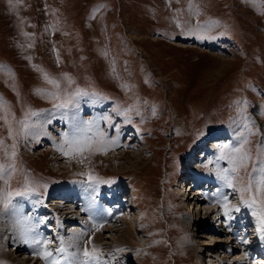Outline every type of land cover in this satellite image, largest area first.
<instances>
[{
    "label": "rangeland",
    "instance_id": "374dc122",
    "mask_svg": "<svg viewBox=\"0 0 264 264\" xmlns=\"http://www.w3.org/2000/svg\"><path fill=\"white\" fill-rule=\"evenodd\" d=\"M192 4V11L198 8L200 12L198 17L190 15L189 0H0V164L11 162L12 144H16V171L7 185L0 180V191L23 192L26 183L48 186L47 191L40 188L39 195L14 196V206L24 197L47 201L65 182L88 185L89 174L102 182L124 179L131 186L135 205L111 224L120 228L128 224L134 243H115L113 233L107 232L101 241L108 242L100 241L106 253L117 250L136 264H205V248L212 246L209 236L218 234L194 231L201 223L186 228L182 209L189 211L194 203L189 204L191 198L187 197L182 201L175 189L182 180L183 160L205 135L227 130L234 136L232 119L244 102L249 105L247 113L264 130V0L254 4L248 0H192ZM178 21L182 28L176 26ZM213 22L204 39L187 32L188 26ZM179 38L201 44L195 47ZM43 73L60 82L68 93L82 89L107 98L110 103L101 102L96 110L93 104L81 101L80 118L108 116L109 122L100 120V129L117 145L106 154L65 157L57 152L54 145L60 142L61 133L55 134L52 124H64L67 130L68 125L51 116L52 102L37 94L52 90ZM65 77L71 78L70 85ZM133 105L141 115L130 112L128 122L117 110ZM29 110L41 113L34 118L38 121L52 120L45 123L50 135L40 137L39 143L31 137L14 141L8 135L9 124L18 130V122ZM89 110L93 114L86 118L91 115ZM126 132L132 141L124 144ZM45 142L52 143L51 151L41 147ZM255 145L253 137V155ZM226 165L221 162L220 166ZM172 177L176 180L170 182ZM12 207L4 208L0 201V216ZM206 209L223 215L221 207L212 210L210 204ZM196 212L201 220L205 216L204 221L214 219L204 211ZM199 232L205 237L197 236ZM2 233L0 219V240ZM248 233L246 240H250ZM191 243L196 244V253ZM219 248L217 251L227 253ZM230 251L229 247L230 261L240 256L233 246ZM19 254L15 255L18 259ZM109 260L105 264L112 263Z\"/></svg>",
    "mask_w": 264,
    "mask_h": 264
},
{
    "label": "snow or ice",
    "instance_id": "6c2138e0",
    "mask_svg": "<svg viewBox=\"0 0 264 264\" xmlns=\"http://www.w3.org/2000/svg\"><path fill=\"white\" fill-rule=\"evenodd\" d=\"M249 3H255V0H248ZM11 3V0H10ZM195 6L192 4V0H189L190 15L198 17L200 12L198 8L195 11L192 9ZM264 14V13H261ZM215 22L210 25L197 24L195 27L188 26L187 32L190 35H196L199 39H204V32L214 26ZM178 28H182L183 25L178 21ZM54 27V26H53ZM27 35V33H25ZM32 47L31 44L28 45ZM55 51V49H53ZM107 55V53H105ZM31 59L30 57L28 58ZM59 63V57L57 58ZM0 70H3L0 66ZM40 71V69H37ZM43 79L47 84L52 86L51 91H38L37 94L47 98L52 102L51 116H58L63 122L68 125V130L61 133V139L58 144H55V150L61 153L65 157H72L82 155L83 153L100 152L107 153L111 150V146L117 145V141L110 137H107L106 133L100 129V120L109 122L108 116L99 117L91 120H81L80 118V106L81 101L95 105L96 100L93 98L95 94H89L82 89H75L73 92L68 93L66 90H62L61 83L49 77L47 73H43ZM68 84L72 83L71 78H64ZM87 98V99H85ZM238 104L240 102H237ZM6 107V106H4ZM249 105L244 102L243 106L239 108L237 117L232 119V124L235 126V132L233 136V143H225L219 146V152L213 160H209L203 166L208 168L209 164H214L215 168L212 169L216 172L218 179L222 182L224 188L232 189L234 192H239L240 205L251 210L252 216L256 218L257 230L264 237V130H261L252 119L251 115L247 113ZM118 114L123 115L126 121L131 122L130 112L135 111L137 116L141 113L135 105L124 109L122 112L119 110ZM153 116H155V110H153ZM41 113L29 110L25 118L18 122V130H13L9 124L8 135L15 139L17 137L33 138L39 143L40 137L50 135L45 128V123H52L51 119L46 122L38 121L34 118L39 117ZM143 122V120H141ZM5 123H9L5 117ZM110 126H112L110 124ZM253 137L256 138L255 155L251 148ZM2 143V142H0ZM7 155V153H6ZM16 156V144H12V151L10 154V163L7 165L0 164V180H3L5 185L12 178V174L16 171L15 166ZM221 162L227 164V167H221ZM250 169V170H249ZM88 188L95 191L97 185L102 183L91 174L87 176ZM47 185L29 186L26 183L23 192H3L0 191V201L3 202L4 208L13 206L14 196H32L39 195V189L43 188L47 191ZM216 197L215 202L223 209V215L231 220L232 212H239L240 207L232 206L228 199V195L223 191L218 190L214 193ZM40 203V201H37ZM19 213V208L16 209ZM111 215V213H109ZM21 229V235L27 237L33 229L28 225L27 220L24 217H20L17 221ZM96 230H99L102 225H94ZM86 233L74 234L68 237L67 241L61 240L60 247L56 249L58 254H63L64 260L68 264H105V261L100 255V250L93 248L89 251L87 248L83 251V259L80 258L77 252L69 253L68 249L78 245L81 238ZM27 242V240H25ZM32 243L42 245V248L36 255L40 259L45 260L48 264H61L59 259H52V252L48 251V244L50 241H40L33 238ZM90 243V241H89ZM241 243H247V240H242Z\"/></svg>",
    "mask_w": 264,
    "mask_h": 264
},
{
    "label": "bare ground",
    "instance_id": "6f19581e",
    "mask_svg": "<svg viewBox=\"0 0 264 264\" xmlns=\"http://www.w3.org/2000/svg\"><path fill=\"white\" fill-rule=\"evenodd\" d=\"M127 164H128L127 166L129 167L132 165L130 159L128 160ZM84 192H85V188L83 187L78 186L76 188V187L66 186L61 191L60 197L51 201V206L53 210H50L49 213L43 211L44 212L42 213L44 214L43 216H40L42 214L26 213L25 203L23 202H19L15 207L8 209L3 214H1L0 216L1 228L4 230V233H2L1 240H0V262L9 261V262H12L13 264H42L41 262H38V259L40 258L38 255H36V253L39 252V250L33 247L34 246V243H32L33 238L38 239L40 241H50V243H60L62 239L67 241L68 237L73 236L74 234H79L83 232V233H86V235H84L81 238V240L78 242L80 245L73 246L72 248L77 249L79 247H84V248H87L89 251L95 248V249L100 250L101 257L103 256L104 252L106 254V250L100 244V241L102 240V238L103 239L105 238L106 235L104 236V234H106L107 232L113 233L112 239H114L115 243L133 244L134 243V236L132 234L133 232L131 230V227L126 223L121 228L118 227L117 225H115L116 228H112V227H115L112 225V226H104L103 231L102 229L96 230V228L92 229L93 232L91 231L89 232V230L88 231L85 230L87 227L88 228L93 227L95 223L91 222V220H88V216L86 215L87 212L85 210H83L82 212V206L84 204V199H85L83 197ZM76 195L78 199L75 197ZM69 196H72L74 201L71 200L69 201V203H66L64 201L65 200L64 197H69ZM88 199L92 202L90 198ZM215 200L216 198L212 199V203H211L212 207L217 204ZM187 202H189V200ZM203 202H209V199L208 201L207 199H205L204 201H202V203ZM230 204L232 206H236V204H234L233 202H231ZM217 207H220L219 204H217ZM17 208H19L20 210L19 213H17L16 211ZM102 208L104 211H106L107 207L103 205ZM215 208L216 207H213L212 210H214ZM185 209H186V206H185ZM189 209L190 210L187 213L185 210V213H184L185 216L183 217V221L186 224L185 226L187 229H189V227L192 226V224L194 223H201V228L203 227V230L205 231L214 230L218 234V235L209 236L210 243H208V245L212 244V246L205 248L206 249V253L204 252L205 258L207 257L205 259V264H242L244 263L243 262L244 260H242L244 259V257H241V256H234V258L230 261V257L228 256L229 254L227 253H229L228 252L229 247L231 248V251H232V246H229L228 243H232V241H235L234 243L241 244L242 240H246L245 239L246 236L243 238L242 236L240 237L237 236L238 234H241L242 232L248 233L245 226H241L239 230L234 229L236 228V226L232 229L231 228L232 225H228L227 228H224L222 226L220 228H215V226L218 224L217 222L218 218L224 217L223 215L219 216L220 213L217 212L216 209H215L216 210L215 212L217 213L211 210L209 211L206 208L205 209L201 208V206H199L198 203H194L193 205L190 204ZM196 210L197 211L203 210L206 213V215L207 214H209V216L212 215L215 220L214 219L212 220V218H210L207 222H205L204 220L205 219L207 220L206 216L205 218H203L204 220L203 219L201 220V218L199 217L200 214L199 212H196ZM212 212L214 214H212ZM189 213H192V216H190ZM20 217H24L28 222L27 226L33 229L30 233H28L27 237H24L21 235V229L17 223ZM44 217H46L47 219L45 220ZM134 218L133 220H135ZM232 219H235V216H233ZM111 223L113 224L115 222L112 221ZM206 223L209 226L205 228ZM83 224L84 225L87 224V225L83 227ZM121 224H124V223H121ZM40 227L45 231V233L40 230ZM250 233H254V234H251L249 238L251 239V238L256 237L257 238L256 242L258 241V239L261 238V236L259 238V234L257 233L255 229L251 230ZM196 235L197 236L201 235V237H205V235L201 234V232L196 233ZM53 237H55L54 240H53ZM25 240H27V242H25ZM195 241L198 242V239ZM253 241H255V238L253 239ZM107 242L103 241L102 243H107ZM223 242L227 244L220 245ZM50 243L48 244V248L53 245ZM205 244L207 243H202V245H205ZM195 245H196L195 243H191L190 247L196 253L197 248ZM40 247L42 248V245H40ZM219 247H222V249L224 248L223 250L227 251V253L222 252V251H217V248ZM18 251L20 252L19 255L22 254V257H20L19 259L15 256L16 253H18ZM28 252L31 253V255H27Z\"/></svg>",
    "mask_w": 264,
    "mask_h": 264
}]
</instances>
